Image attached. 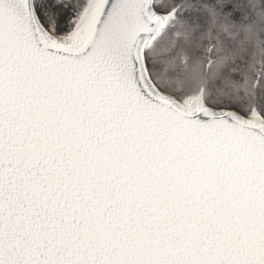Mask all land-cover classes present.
Wrapping results in <instances>:
<instances>
[{
    "label": "snow or ice",
    "instance_id": "obj_1",
    "mask_svg": "<svg viewBox=\"0 0 264 264\" xmlns=\"http://www.w3.org/2000/svg\"><path fill=\"white\" fill-rule=\"evenodd\" d=\"M0 264H264V0H0Z\"/></svg>",
    "mask_w": 264,
    "mask_h": 264
}]
</instances>
